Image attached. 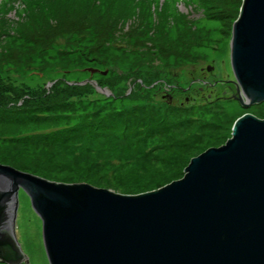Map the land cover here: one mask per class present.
<instances>
[{
  "label": "rangeland",
  "instance_id": "1",
  "mask_svg": "<svg viewBox=\"0 0 264 264\" xmlns=\"http://www.w3.org/2000/svg\"><path fill=\"white\" fill-rule=\"evenodd\" d=\"M238 1L0 0L3 106L59 115L18 123L28 114H15L0 124V152L48 180L120 194L182 178L191 158L231 137L237 118H264V101L243 107L231 96ZM78 126L82 141L66 142L61 134ZM56 131L37 144L6 140ZM18 201L17 240L30 264H49L40 218L22 190Z\"/></svg>",
  "mask_w": 264,
  "mask_h": 264
},
{
  "label": "water",
  "instance_id": "2",
  "mask_svg": "<svg viewBox=\"0 0 264 264\" xmlns=\"http://www.w3.org/2000/svg\"><path fill=\"white\" fill-rule=\"evenodd\" d=\"M229 47L232 98L264 101V0H242ZM183 171L131 195L0 163V261L29 263L15 232L22 190L49 264H264V118L240 116Z\"/></svg>",
  "mask_w": 264,
  "mask_h": 264
},
{
  "label": "trees",
  "instance_id": "3",
  "mask_svg": "<svg viewBox=\"0 0 264 264\" xmlns=\"http://www.w3.org/2000/svg\"><path fill=\"white\" fill-rule=\"evenodd\" d=\"M241 2H242V0L238 1V8L235 11L236 12V17L238 15ZM35 96H36L35 98H39V97L42 98L41 94H37ZM6 104H7L6 106H3L4 103L2 102V100H0V124H2V125L5 124V123H12V121L15 119V117H13V116H15V114L17 115V113H19V114L20 113L28 114V115H23L25 117H22L19 120L15 119L18 123H20L21 121L22 122H26L27 120L28 121L36 120V121L40 122L41 120L45 121V120H48V119H57L58 116H59V115L56 116L55 114L47 115L45 113L43 115L42 114L41 115H38V114L34 115L33 113L40 112L42 106H40V107L37 106V107L33 108V107H21L20 105H15V104L12 105L9 102H7ZM56 106H57V104H54V103L46 105L45 106V109H47L46 112H50V111L56 109ZM12 107H17V108L13 109ZM84 129H85L84 126H78V127H75V128H70L69 127L68 129H65V131H67V132H64L63 134H61V136L62 135L64 136L63 138H65V140H67L66 142L72 141L73 143H79V142L82 141L80 139L81 138L80 136H81L82 133H79V132H81ZM60 133L61 132H57V131L55 132V134H54V132L51 133V134L36 133V134H33V136L30 137V138H28V137H24V138L23 137H16V138H7L6 140H10L11 142H14L16 144L18 143L20 146H22L21 144L22 143L24 144V142H26L28 144H37V143L42 142V140H44V138L50 139L53 136H56V135L59 136ZM22 148H20L18 150L21 152ZM27 155H28V153H27ZM19 160H20V158H18V155L15 154V153L5 154V153L0 152V162L1 163L9 164V165H11L13 167H17V168H19V169H21L23 171H27V172H30V173L32 172V173H35V174H40V170L39 169L30 167V165H27V164H23ZM158 183L159 182H154V184H158ZM1 263L2 262L0 261V264ZM2 264H5V263H2ZM21 264H23V263H21ZM28 264H30V263H28Z\"/></svg>",
  "mask_w": 264,
  "mask_h": 264
}]
</instances>
